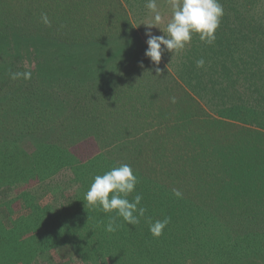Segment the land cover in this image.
Listing matches in <instances>:
<instances>
[{
	"label": "trees",
	"instance_id": "trees-1",
	"mask_svg": "<svg viewBox=\"0 0 264 264\" xmlns=\"http://www.w3.org/2000/svg\"><path fill=\"white\" fill-rule=\"evenodd\" d=\"M220 3L224 15L213 44L194 34L169 67L160 62L158 72L144 55L146 47L125 65L124 81L123 75L112 79L108 94L95 95L96 86L84 78H63L69 99L54 107L45 103L47 95L61 90L41 82L40 70L14 61L12 44L0 47V264H100L105 258L113 264H204L201 255L235 264L246 251L260 253L255 238L264 234V0ZM49 5L56 16L43 12ZM146 9V0H0V39L116 46L121 50L115 55H123L137 38L128 13ZM201 58L205 64L198 68ZM24 71L30 79L11 78ZM81 123L105 125L108 132L106 138L98 131L88 136L101 150L87 162L67 146L87 138ZM60 130L66 137L58 136ZM118 146L126 159L113 154ZM120 164L131 165L139 180L128 199L141 193L147 211L138 225L119 218L121 227L108 233V216L115 213L88 205L84 196L96 175ZM64 168L72 169L79 189L62 203L44 202L46 197L27 190L7 198L22 184ZM17 201L22 213L12 207ZM165 217L169 224L154 237L149 221Z\"/></svg>",
	"mask_w": 264,
	"mask_h": 264
},
{
	"label": "rangeland",
	"instance_id": "rangeland-1",
	"mask_svg": "<svg viewBox=\"0 0 264 264\" xmlns=\"http://www.w3.org/2000/svg\"><path fill=\"white\" fill-rule=\"evenodd\" d=\"M158 6L163 16V21L159 25V27L164 29L166 27V23L171 18V8L168 4V0H158ZM52 7H55V4H52ZM43 12L49 13V16H56L55 10L51 8V5L44 7ZM152 15L153 14L150 12V10L147 9L139 12L137 11L135 13H128L131 22V29L132 31L136 32L137 38L134 39V41L130 42V51L125 50L126 53H124L123 55L122 53L121 55H115L117 53H120L121 50L116 46L100 48L98 44L89 46L90 44L87 45L86 43L72 46H63L60 44L50 45L45 40L40 41L37 39H22V41L18 43H16V40L13 39H0V47H2L4 43L12 44L11 47L13 46L16 49V51L12 54L14 61L23 60L26 68H35V70L37 71L40 70L38 72L41 74V82L45 83L50 80V82L52 83L50 90H61L60 92H56V96L52 97V95H54V91L49 92L47 95L45 103L47 104L48 102L54 107L58 104H62L63 98L69 99L66 89H61L63 87V82H61L63 81V78L76 76L81 79H86L89 86L90 84H93L92 88L96 86L94 89L95 95H97V93L108 94V91L110 90H108V88L112 82V79L116 81L119 76L123 75L124 81V75L127 74V69L134 64L133 58L141 56V51H143V49L147 47V44L145 42L146 26L143 23L149 22L152 19ZM48 23L53 24V20H48ZM152 32L156 35L163 34L158 27H153ZM50 50L52 53H49ZM95 52L96 54L94 55ZM132 52L133 54H131ZM111 55L115 56L112 57ZM178 55V52L173 54L171 52H166L162 55V59L160 62L169 67L170 62L175 61L174 59H176ZM39 63H42L43 65ZM126 64H128V68H126L127 66L125 67ZM49 67L51 68L50 70L47 69ZM71 89H74V87H71ZM75 92L76 91L71 92V95H73ZM55 115H57V112ZM128 116L129 115L123 117L118 126L124 125L127 120H129ZM58 117L60 119H63L64 115ZM80 126L83 128V132L86 134L84 135V137L86 136L87 138H85L84 140L73 139V141H70L67 146L80 161L87 162L86 160L98 153L100 149L99 142L96 140V138L94 136H88L90 134H97L98 131V133L101 134L102 138H106V136H108V132H104L106 127L105 125H102V127L98 129L94 128L93 125L89 126L88 124L85 126L81 123ZM22 136L24 137V135ZM58 136L66 137L64 131L62 130H60ZM55 138L58 139L59 137ZM106 149L108 150L109 148H103L102 150ZM113 154L117 157L118 160L126 159L127 156V152L123 150V146L116 147L113 150ZM72 172V169L70 170L68 168H64L57 173L45 174L40 178L38 182H32L25 185L22 184V186L15 189V191L9 192L7 198L14 197L15 195H17V192L21 190H27L31 192H37L38 194H41V197L43 198L46 197L45 199H42L44 202H47V200H52L56 203H62L63 201H65L66 197H70L73 192H77L79 189L78 185L73 182ZM1 197L2 196L0 195V198ZM12 207H14V211H20L22 213L23 208H21L22 205L20 201L14 202L12 204ZM255 239L258 241L257 243H259L260 253L254 255L251 252L246 251L248 256H245L243 259L237 260V263L235 264H264V234L261 236L257 235ZM200 257V261L204 262V264H216L215 260H213L212 258L211 260L208 259L205 261V258H203L204 256L201 255ZM104 260H102L100 264H113L109 260V258H105ZM190 261L191 260H189L188 263H190ZM122 264L128 263H126V261H123ZM137 264L159 263H155V261L145 262L141 260L139 263L137 262ZM166 264H168V262Z\"/></svg>",
	"mask_w": 264,
	"mask_h": 264
},
{
	"label": "clouds",
	"instance_id": "clouds-1",
	"mask_svg": "<svg viewBox=\"0 0 264 264\" xmlns=\"http://www.w3.org/2000/svg\"><path fill=\"white\" fill-rule=\"evenodd\" d=\"M168 4L171 8V18L166 23V27L162 29L159 25L163 21V16L159 10L158 0H146V7L153 15L149 22L143 23L146 26L145 42L147 44L144 55L157 66V72L160 71L158 65L162 55L166 52L173 54L184 50L194 34H199V39L206 44H213L216 39V30L224 15L220 0H168ZM42 19L48 23L47 14H42ZM153 27H158L163 34H153ZM204 64L203 58L196 61L198 68H202ZM10 75L12 79L21 77L30 79L31 72H13ZM138 182V176L129 164L112 167L93 178L84 199L88 205L98 206L105 213H115V215L108 216L105 225L106 232L118 231L121 227L118 223L119 218H122L128 225L136 226L144 217L147 209L141 203L143 195L137 192L132 200L128 199L129 195L136 191ZM173 191L178 197L182 195L178 190ZM169 222V217L157 219L154 222L149 221V231L154 237H160Z\"/></svg>",
	"mask_w": 264,
	"mask_h": 264
}]
</instances>
